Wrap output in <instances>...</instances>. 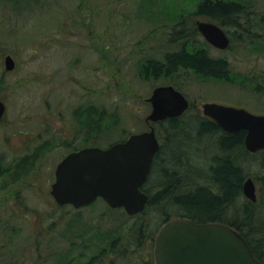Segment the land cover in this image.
I'll use <instances>...</instances> for the list:
<instances>
[{
	"label": "rangeland",
	"instance_id": "rangeland-1",
	"mask_svg": "<svg viewBox=\"0 0 264 264\" xmlns=\"http://www.w3.org/2000/svg\"><path fill=\"white\" fill-rule=\"evenodd\" d=\"M199 1L0 0V99L6 105L0 157L32 144L31 162L17 168L19 179L0 178V264H83L99 255L111 264V238L134 217L100 197L79 209L58 206L50 183L67 152L104 148L144 130L150 111L145 98L156 85L179 87L194 105L191 111L201 115L204 102L264 114V0H235L246 13L240 27L222 26L229 47L208 46L212 56L228 60L229 80L187 70L168 77L144 73V61L163 60L180 45L194 49L193 39L170 40L182 18L209 20L193 13ZM6 54L15 60L14 70L4 68ZM99 108L105 110L101 122L90 115ZM252 168L257 198L243 195L235 206L250 202L252 220H244L243 229L264 259V162Z\"/></svg>",
	"mask_w": 264,
	"mask_h": 264
},
{
	"label": "trees",
	"instance_id": "trees-1",
	"mask_svg": "<svg viewBox=\"0 0 264 264\" xmlns=\"http://www.w3.org/2000/svg\"><path fill=\"white\" fill-rule=\"evenodd\" d=\"M193 13L207 16L221 26L238 27L246 11L235 0H200ZM260 23L264 29V16ZM178 25L180 27L176 29ZM172 29L170 41L182 43L183 40L193 39L194 49H185L180 45L178 50L166 52L163 60L144 61V73L149 70L153 75L168 77L177 71L187 70L204 79H230L228 60L209 53V44L203 38L198 39L201 35L196 22L186 23L182 18ZM192 108L194 105L190 104L182 115L154 124L155 131L160 133L159 136L156 132L160 148L141 187L148 194V201L140 213L132 216V224L111 238V264L118 261L126 264L127 260L130 264H154L152 247L156 231L174 217L197 222H220L234 227L264 264L263 256L243 229L246 226L244 220L247 224L249 219L252 220L248 210L250 202L244 203L242 209L235 207L237 200L243 196L245 178L256 177L252 165L257 161L264 162V150L248 152L243 144V130L226 133L198 110L191 111ZM90 115L101 122L105 110L95 109ZM90 122L91 119L88 123L93 129ZM200 179L205 180V184L196 185ZM94 258L97 264L102 263V256L99 255L83 264H93Z\"/></svg>",
	"mask_w": 264,
	"mask_h": 264
},
{
	"label": "water",
	"instance_id": "water-1",
	"mask_svg": "<svg viewBox=\"0 0 264 264\" xmlns=\"http://www.w3.org/2000/svg\"><path fill=\"white\" fill-rule=\"evenodd\" d=\"M196 26L212 46H229L230 38L219 24L197 20ZM14 65L13 58L6 55L5 69L11 70ZM145 101L151 105L145 117L147 129L131 133L106 148L85 146L71 151L56 164L50 194L58 205L78 209L100 197L109 207L122 208L129 216L144 209L148 194L141 187L160 147L152 123L180 116L189 107V100L172 84L156 85ZM201 107L203 115L226 133L243 130V144L248 152L264 150V114L217 102H205ZM4 111L5 104L0 99V119ZM242 192L248 200H256L252 177L243 181ZM153 260L154 264H263L232 226L186 218L170 219L159 228Z\"/></svg>",
	"mask_w": 264,
	"mask_h": 264
},
{
	"label": "flooded vegetation",
	"instance_id": "flooded-vegetation-1",
	"mask_svg": "<svg viewBox=\"0 0 264 264\" xmlns=\"http://www.w3.org/2000/svg\"><path fill=\"white\" fill-rule=\"evenodd\" d=\"M7 55V54H6ZM5 55V56H6ZM4 56V57H5ZM13 58V57H12ZM15 61V60H14ZM3 65H4V59H3ZM14 68H15V65H14V67H13V69H11V70H14ZM11 70H8V71H11ZM91 108H93V106H91ZM93 111H94V109H93ZM5 114V113H4ZM4 116V115H3ZM3 116H2V118L0 119V121L3 119ZM95 120V119H94ZM87 146H93V145H87ZM25 147H26V149H25ZM25 147L23 146V148H22V150H21V152L19 153V152H17V151H12V152H10V151H8V152H10L11 154L10 155H8V154H6V155H3V156H1L0 157V178H12V180H13V182H14V180L16 181L17 179H19V177H20V172H19V170L17 169L18 167H20L23 163H26V162H31V160H29V158H30V156H29V154L31 153V148H32V144H29V143H27L26 145H25ZM81 148V147H80ZM77 149H79V148H76V149H73V150H71V151H74V150H77ZM70 152V151H69ZM69 152H67V153H69ZM66 153V154H67ZM65 154V155H66ZM64 155V156H65ZM63 156V157H64ZM62 157V158H63ZM61 158V159H62ZM28 159V160H27ZM60 159V160H61ZM59 160V161H60ZM58 163V162H57ZM56 163V164H57ZM56 166V165H55ZM26 167H24V169H25ZM54 170H55V168H54ZM23 173V172H22ZM53 175H54V172H53ZM53 180H54V177H53ZM53 180H52V182H53ZM51 182V183H52ZM51 183H50V188H51ZM6 190V189H5ZM3 191V193L4 194H6L5 193V191L4 190H2ZM49 194H50V189H49ZM51 195V194H50ZM52 196V195H51ZM53 198V197H52ZM54 200V199H53ZM55 202V201H54ZM56 203V202H55ZM57 204V203H56ZM58 205V204H57ZM58 206H61V205H58Z\"/></svg>",
	"mask_w": 264,
	"mask_h": 264
},
{
	"label": "bare ground",
	"instance_id": "bare-ground-1",
	"mask_svg": "<svg viewBox=\"0 0 264 264\" xmlns=\"http://www.w3.org/2000/svg\"><path fill=\"white\" fill-rule=\"evenodd\" d=\"M205 184V180L200 179L196 182V185ZM236 207V206H235ZM237 208V207H236ZM239 209V208H238Z\"/></svg>",
	"mask_w": 264,
	"mask_h": 264
}]
</instances>
